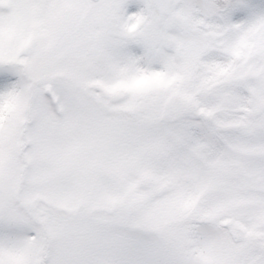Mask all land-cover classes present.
Here are the masks:
<instances>
[{"label": "snow or ice", "instance_id": "1", "mask_svg": "<svg viewBox=\"0 0 264 264\" xmlns=\"http://www.w3.org/2000/svg\"><path fill=\"white\" fill-rule=\"evenodd\" d=\"M0 264H264V0H0Z\"/></svg>", "mask_w": 264, "mask_h": 264}]
</instances>
